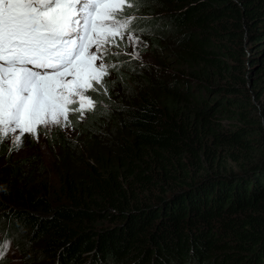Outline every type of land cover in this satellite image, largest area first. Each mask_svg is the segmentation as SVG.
Instances as JSON below:
<instances>
[{
    "label": "trees",
    "instance_id": "1",
    "mask_svg": "<svg viewBox=\"0 0 264 264\" xmlns=\"http://www.w3.org/2000/svg\"><path fill=\"white\" fill-rule=\"evenodd\" d=\"M132 3L123 14L175 90L117 64L72 121L90 159L49 137L56 187L0 143L1 228L23 264H264V0ZM118 85L137 94L127 110Z\"/></svg>",
    "mask_w": 264,
    "mask_h": 264
},
{
    "label": "snow or ice",
    "instance_id": "2",
    "mask_svg": "<svg viewBox=\"0 0 264 264\" xmlns=\"http://www.w3.org/2000/svg\"><path fill=\"white\" fill-rule=\"evenodd\" d=\"M132 0H0V143L10 136L19 151L23 135L39 126H70L69 113L94 111L86 93L103 89L116 64L105 63L121 41L141 44L121 15ZM119 37V40L116 38ZM120 55L121 53H114ZM97 61H100L99 63ZM82 118V117H81ZM8 241L0 242V257Z\"/></svg>",
    "mask_w": 264,
    "mask_h": 264
},
{
    "label": "rangeland",
    "instance_id": "3",
    "mask_svg": "<svg viewBox=\"0 0 264 264\" xmlns=\"http://www.w3.org/2000/svg\"><path fill=\"white\" fill-rule=\"evenodd\" d=\"M125 6L124 8H126ZM128 8V7H127ZM124 15L122 14L121 17ZM136 35V34H135ZM138 36V35H137ZM141 44L139 45L137 51L139 53V59H132L130 55H127L125 53H131L133 51V46L128 43L126 40L120 42V47H122V53L120 55H116V58L113 60H109L108 58L103 57V60L105 63H115L116 65L121 63L119 65L120 70H122V66L127 62V67L130 70V72H134L137 75L141 74H148L150 77L159 78L163 81V84H168L170 88L174 89L176 88V82L171 81L170 79V72H165L168 68V66H162V63H159L160 61L166 60L164 55L155 53L154 49H150V45L147 42V40L140 37ZM105 47H108L109 51L114 54L117 53V50L115 47H111L109 45H105ZM167 56V55H166ZM169 60V59H168ZM98 63L100 61H97ZM123 62V63H122ZM114 68L110 69V74L104 78V80L109 78H114ZM167 70V71H168ZM161 72H165L164 74H161ZM133 78L136 76L131 75ZM106 82V81H105ZM124 83H127L124 81ZM127 88L136 91L137 87L130 83V84H124ZM130 85V86H129ZM172 86V87H171ZM136 89V90H135ZM90 91V90H89ZM87 92L86 94L89 96L92 93ZM121 92V93H120ZM113 94V97L118 100V102L124 107L125 110H127V107L132 106L133 97L137 96L136 93H132L133 97L130 96H123L122 95V88L121 85H118V88H115V91ZM123 112V111H122ZM75 114L69 113V120L70 122L73 121ZM80 116L77 119L79 123H83L85 120L84 115L80 114ZM61 130L62 133L69 138V141L75 142L74 140H77L75 143L76 147L79 149V153L82 151V155L86 156L87 159H90V153L88 152L87 146L85 144L84 135L86 133L78 134V130L74 129V123L72 122L70 126L67 127H61L58 125H51L48 127L39 126L36 130L37 136L34 137L32 134H24L23 139V145L20 148L19 151L15 150V147L13 145V138L10 136L8 139H6L3 143L8 147V153L13 156L15 160H26L25 164L31 165L32 167L36 168V174L34 176V180L42 181L47 180L53 186L59 185V176L62 173L60 161L58 157L60 156L61 152L58 147V144L55 142L53 143L49 137L52 136V133H54L55 130ZM6 163L2 158H0V167L5 166ZM9 227V226H8ZM14 232H16L13 228H11L9 231L5 229V227L0 226V242H3L4 240H7L8 247L7 250L4 252L3 256L0 257L1 264H23V262H26V259H23V255L20 251V240L16 239V237L13 236ZM41 262V260L37 261ZM113 264V263H112ZM127 264H131L130 262Z\"/></svg>",
    "mask_w": 264,
    "mask_h": 264
},
{
    "label": "clouds",
    "instance_id": "4",
    "mask_svg": "<svg viewBox=\"0 0 264 264\" xmlns=\"http://www.w3.org/2000/svg\"><path fill=\"white\" fill-rule=\"evenodd\" d=\"M123 14V13H122ZM124 15V14H123ZM125 16V15H124ZM122 18V17H121ZM110 52V51H109ZM85 113H89L88 111H85L84 113H82V114H85Z\"/></svg>",
    "mask_w": 264,
    "mask_h": 264
}]
</instances>
